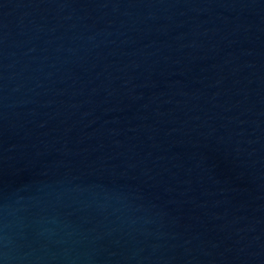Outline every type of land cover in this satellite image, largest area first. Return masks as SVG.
<instances>
[{
    "label": "water",
    "instance_id": "1",
    "mask_svg": "<svg viewBox=\"0 0 264 264\" xmlns=\"http://www.w3.org/2000/svg\"><path fill=\"white\" fill-rule=\"evenodd\" d=\"M0 264H264V0H0Z\"/></svg>",
    "mask_w": 264,
    "mask_h": 264
}]
</instances>
